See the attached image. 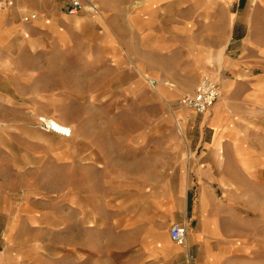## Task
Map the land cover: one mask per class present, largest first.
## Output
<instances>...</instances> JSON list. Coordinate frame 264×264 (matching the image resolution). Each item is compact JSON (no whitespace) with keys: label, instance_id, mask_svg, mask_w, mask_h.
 <instances>
[{"label":"crops","instance_id":"crops-1","mask_svg":"<svg viewBox=\"0 0 264 264\" xmlns=\"http://www.w3.org/2000/svg\"><path fill=\"white\" fill-rule=\"evenodd\" d=\"M70 3L0 0V264H222L252 254L235 209L237 192L264 188V0L183 52L193 82L208 72L218 85L207 114L179 109L177 132L156 127L130 147L103 146L110 138L88 134L98 119L71 117L83 106L123 110L134 78L132 67L117 78L111 42L88 53L66 38L83 31L69 23ZM43 116L72 135L43 132ZM174 224L186 228L182 245L170 239Z\"/></svg>","mask_w":264,"mask_h":264},{"label":"rangeland","instance_id":"rangeland-1","mask_svg":"<svg viewBox=\"0 0 264 264\" xmlns=\"http://www.w3.org/2000/svg\"><path fill=\"white\" fill-rule=\"evenodd\" d=\"M201 1L203 8H196L192 0H160L158 4L153 5L155 8L153 11L141 15L139 13L138 20L132 19L133 11L137 9L140 12L139 9L146 2L150 4V0L75 1L80 9L69 23L73 28L80 27L83 31H70L66 38L74 41L75 45L80 42L87 45L88 48L84 51L88 53L106 50L103 44L107 41L111 42L114 50L109 54L116 56V61H121L116 66L117 78L123 75L124 68L127 70L132 67L134 79H132L131 103L126 105L128 109L123 108L113 113L87 111L83 106L78 115L71 113L76 123L80 119L99 120V126L90 129L88 134L110 138V140H102L103 146H107L115 138L117 147H130L132 142L138 140L128 139L154 134L156 127H161L162 131L177 132L178 119L181 120L177 114L179 109L188 111L191 116L187 119H191L193 115L199 118L206 115L215 104L217 100L202 113L189 105V99L194 96L196 88L204 79H209L216 85L218 98L219 88L208 72L201 73L194 83L193 76L187 73L191 59L189 60V57L184 59L183 52L187 50L185 54L187 56L190 51H196L198 46L199 49H203L207 46L205 44L210 45L211 40L215 39L217 32L223 30L224 26L230 30L235 14H241L244 10L252 13L251 9L257 7V0ZM73 2L74 0H71L70 6ZM246 18L250 20L251 15ZM100 36L107 37L100 38ZM97 38L100 41V48L92 42V39ZM225 42L224 39L223 43ZM125 55L131 59V63L122 62ZM84 90L94 91L91 82L84 85ZM119 99L123 100V95ZM38 120L39 118L37 125ZM189 134L194 135V132ZM235 210L238 227L246 236L243 242L245 245L253 244L254 251L252 254H248L247 251L243 255L238 253L222 261V264H264L263 186L260 185L253 192H237ZM102 218L106 221L107 214H103ZM104 237L106 239V236ZM102 239L101 235V249L107 242ZM153 263V260L150 261L148 258L142 262V264ZM116 264L123 262L117 260ZM132 264H141V262L137 259L133 260Z\"/></svg>","mask_w":264,"mask_h":264},{"label":"built area","instance_id":"built-area-1","mask_svg":"<svg viewBox=\"0 0 264 264\" xmlns=\"http://www.w3.org/2000/svg\"><path fill=\"white\" fill-rule=\"evenodd\" d=\"M74 0L66 11L67 15L75 16L80 9L79 4ZM218 92L216 85L212 84L209 79H204L196 88L194 96L189 99V105L194 107L198 112L202 113L208 109L217 100ZM47 119V120H44ZM38 127L45 133L55 134L60 137L68 138L70 133L68 130L57 126V122L50 118H39ZM59 124V123H58ZM170 239L176 245H182L186 240L187 231L185 226L174 224L170 228Z\"/></svg>","mask_w":264,"mask_h":264},{"label":"bare ground","instance_id":"bare-ground-1","mask_svg":"<svg viewBox=\"0 0 264 264\" xmlns=\"http://www.w3.org/2000/svg\"><path fill=\"white\" fill-rule=\"evenodd\" d=\"M159 1L160 0H150V4L149 3H145L139 10H140V12L137 10V9H135L136 11H133V17H132V19L133 20H138L137 19V16H140L141 14H144L145 12H147V11H153L155 8H154V6L153 5H156V4H158L159 3ZM194 1V3H195V6H197L196 8H203V2L201 1V0H192V2ZM201 3V4H200ZM198 5H199V7H198ZM141 12H143V13H141ZM139 13H140V15H139ZM40 118H48V117H40ZM50 119H52V118H50ZM44 120H47V119H44ZM54 120V119H53ZM57 122V121H56ZM57 126H59V127H61V128H64V129H66V130H68L69 131V133H70V136L72 135V129L68 126V125H65V124H61V123H59L58 124V122H57V124H56ZM181 131L182 130H180L179 132L181 133Z\"/></svg>","mask_w":264,"mask_h":264}]
</instances>
